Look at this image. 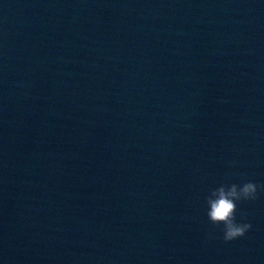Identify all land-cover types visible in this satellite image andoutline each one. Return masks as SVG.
I'll list each match as a JSON object with an SVG mask.
<instances>
[{"label": "water", "instance_id": "95a60500", "mask_svg": "<svg viewBox=\"0 0 264 264\" xmlns=\"http://www.w3.org/2000/svg\"><path fill=\"white\" fill-rule=\"evenodd\" d=\"M0 264H264V0H0Z\"/></svg>", "mask_w": 264, "mask_h": 264}, {"label": "clouds", "instance_id": "9594fccd", "mask_svg": "<svg viewBox=\"0 0 264 264\" xmlns=\"http://www.w3.org/2000/svg\"><path fill=\"white\" fill-rule=\"evenodd\" d=\"M262 186L249 180L243 183H221L211 188L205 197L209 221L222 226L223 240L230 242L243 237L252 227L245 217L237 219V205L257 198Z\"/></svg>", "mask_w": 264, "mask_h": 264}]
</instances>
